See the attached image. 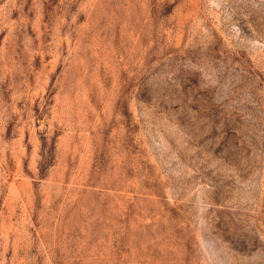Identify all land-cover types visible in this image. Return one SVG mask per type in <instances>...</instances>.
I'll return each mask as SVG.
<instances>
[{"label":"rangeland","instance_id":"obj_1","mask_svg":"<svg viewBox=\"0 0 264 264\" xmlns=\"http://www.w3.org/2000/svg\"><path fill=\"white\" fill-rule=\"evenodd\" d=\"M0 264H264V0H0Z\"/></svg>","mask_w":264,"mask_h":264}]
</instances>
